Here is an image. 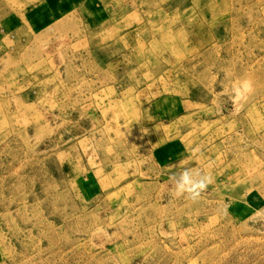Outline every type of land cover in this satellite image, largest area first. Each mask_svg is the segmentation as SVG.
Instances as JSON below:
<instances>
[{
    "label": "rangeland",
    "instance_id": "obj_1",
    "mask_svg": "<svg viewBox=\"0 0 264 264\" xmlns=\"http://www.w3.org/2000/svg\"><path fill=\"white\" fill-rule=\"evenodd\" d=\"M0 264H264V0H0Z\"/></svg>",
    "mask_w": 264,
    "mask_h": 264
},
{
    "label": "clouds",
    "instance_id": "obj_2",
    "mask_svg": "<svg viewBox=\"0 0 264 264\" xmlns=\"http://www.w3.org/2000/svg\"><path fill=\"white\" fill-rule=\"evenodd\" d=\"M252 89L251 83L244 81L240 88H237L239 95L243 96L250 92ZM175 181V194L177 196L187 193L193 200L199 198L201 192H203L210 178L206 175H202L200 172L193 169H185L178 177H173Z\"/></svg>",
    "mask_w": 264,
    "mask_h": 264
}]
</instances>
